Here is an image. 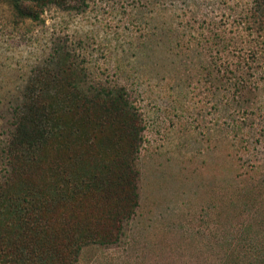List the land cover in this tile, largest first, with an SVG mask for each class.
I'll list each match as a JSON object with an SVG mask.
<instances>
[{
  "label": "rangeland",
  "instance_id": "374dc122",
  "mask_svg": "<svg viewBox=\"0 0 264 264\" xmlns=\"http://www.w3.org/2000/svg\"><path fill=\"white\" fill-rule=\"evenodd\" d=\"M245 6L61 0L30 19L0 0V152L20 87L30 78L51 87L47 123L60 126L45 157L88 184L73 195V225L85 231L102 209L129 215L118 243L83 246L77 264H229L223 247L240 250L243 235L261 240L264 124L254 120L264 109L249 110L264 102V63L250 73L241 61L248 37L229 52L210 37L212 28L225 37L242 30ZM241 77L247 85L232 87ZM108 161L131 170L105 190Z\"/></svg>",
  "mask_w": 264,
  "mask_h": 264
},
{
  "label": "trees",
  "instance_id": "16d2710c",
  "mask_svg": "<svg viewBox=\"0 0 264 264\" xmlns=\"http://www.w3.org/2000/svg\"><path fill=\"white\" fill-rule=\"evenodd\" d=\"M5 1L16 16L30 19H38L44 6L61 2V0ZM240 23L242 30L234 33V36L225 37V34L212 28L211 44L215 46V51L221 52L222 45H225L224 49L229 52L228 46L231 47L229 44L232 41L235 40L236 44H239L243 36L248 37L244 42L247 45L242 43L239 47H243L244 50L248 46L245 49L247 54L241 57V61L250 73H253L257 65L264 63V0H246ZM246 59H249V64H246ZM234 64L236 69H244L240 62L236 61ZM233 70L229 68L228 73ZM33 84L34 80L30 78L10 102V137L3 143L0 152V264H77L83 246L93 244L110 246L118 243L123 234L122 223L127 221L129 215L124 213L123 209L108 210L105 214L102 209L98 210L97 216L90 221L91 227L86 226L85 231H80L79 226L73 225L75 220L73 195L88 184L83 179H71L67 165L61 159H57L58 157H55L56 159L45 157L49 154L46 153V148L55 127L47 123L49 108L45 105V97L53 91L51 87H33ZM233 84L232 87L238 88L247 85L246 79L242 77ZM251 88L253 90L258 87ZM246 100L241 98L242 102ZM258 108L264 109L263 100L249 112L255 113L259 111ZM256 116L258 117L254 122L264 124V115L257 113ZM249 125L251 126V123ZM59 126L58 124L55 128L58 129ZM259 128L263 129L264 126L261 125ZM108 162L110 167L104 173L106 179H103L105 190L113 179L112 175L122 177L128 175L131 170L128 162ZM261 174L264 173L261 171ZM35 175L37 180H32ZM32 181L40 182L41 188L36 189ZM259 186L262 185L256 181L254 188L257 190ZM67 187L71 190L65 194L62 189ZM261 188L263 193L264 187ZM128 193L134 195L132 185L128 187ZM258 214L261 215L259 207ZM263 214L264 212L262 216ZM261 234L260 241L243 235L245 237H242L244 241L240 250H235L239 245L232 246L229 252L227 251L231 249L230 246L226 249L223 247L222 255L229 253L225 262L264 264V231Z\"/></svg>",
  "mask_w": 264,
  "mask_h": 264
}]
</instances>
